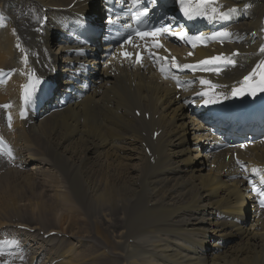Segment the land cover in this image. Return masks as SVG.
<instances>
[{
	"label": "bare ground",
	"instance_id": "obj_1",
	"mask_svg": "<svg viewBox=\"0 0 264 264\" xmlns=\"http://www.w3.org/2000/svg\"><path fill=\"white\" fill-rule=\"evenodd\" d=\"M72 1L0 0V21L11 16L7 26L0 29V67L20 64L21 56L13 48L11 34L15 28L31 55L33 68L41 76L56 80L51 73L63 49L54 48V42L64 37L61 28L56 30L58 19L68 14V21L75 11L101 15L97 0H78L66 11L50 9L65 8ZM246 3H250V10L243 12L246 15H241L233 26L234 31L244 35L261 27L264 0H226L229 6L242 7ZM42 7L47 8L49 20L39 36L32 27L40 21ZM251 41L246 37L240 47L245 49ZM254 59L244 69L232 70V78L246 72ZM83 60L92 62L95 57ZM60 61L64 64L66 60ZM100 74L102 80L89 83L84 96L80 90L68 95L64 85L67 77H58L59 84L46 103L56 104L55 96L62 94L67 104L43 118L26 121L17 117L21 78L15 74L0 85V105L10 101L13 112L12 129L7 131L0 107V130L10 140L17 163L15 168L9 166L11 161L7 166L0 155V173L13 169L0 177V233L7 231L5 237L16 242L22 235L16 226L23 225L44 234L56 231L63 235L47 237L61 244L49 254L45 240L38 236L41 242L34 243L35 238L29 236L28 248L12 251L13 240L10 248L5 245L7 255L23 264H94V260L102 264H264V209L256 213L243 179L230 178L243 171H232L225 153L210 159L203 152L204 126L188 111L186 103L181 104L182 95L175 99L177 92L170 84L159 82L156 73L122 71L111 77L102 69ZM198 93L193 90L190 94ZM136 109L140 116L134 114ZM144 113L149 114L148 120L143 118ZM65 115L71 118L74 135L68 128L57 130ZM158 129L159 136L154 140L151 134ZM187 131L191 134L190 147H184ZM142 143L152 153L153 162L143 152ZM241 158L253 165L264 164V151H247ZM29 164L38 169L32 171ZM211 164L214 168H206ZM45 165L55 169H51L53 177L64 188L58 203L70 202L62 203L68 206L67 212L62 207L66 215L63 213L57 222H67L64 229L53 227L55 212L47 216V212L35 215L30 210L27 216L28 210L19 213L20 206L15 207L17 201L12 199L23 186L18 183L15 188L9 178L38 177ZM40 215L52 223L41 224L44 218ZM92 238L98 242H91ZM43 250L47 255L44 260L38 258ZM83 258L88 262L84 263Z\"/></svg>",
	"mask_w": 264,
	"mask_h": 264
},
{
	"label": "snow or ice",
	"instance_id": "obj_2",
	"mask_svg": "<svg viewBox=\"0 0 264 264\" xmlns=\"http://www.w3.org/2000/svg\"><path fill=\"white\" fill-rule=\"evenodd\" d=\"M130 7L126 10V15L130 18V20L133 22V24L136 25V27L133 28L132 24H126L125 27L131 29L129 35L123 40L121 43V48L124 47L125 44H132L133 43V36L140 40H145L147 38H155L167 34L169 36H176L179 39H185L187 38L189 43H192L193 47L196 46V42L201 40V37L199 35H192L189 36L188 33L184 31H180L178 33H175L172 31V26L168 24H160L159 26L151 25L147 29L142 28L141 25H144L146 21L148 20L150 16V11H149V4L151 5H156L158 3V0H128ZM178 3L181 4L180 11L183 13L184 16L188 18H192L193 15H199L200 14V8L201 6H206L209 3L212 2V0H195V8H193V4L191 3V0H177ZM213 13L216 12V9L213 8ZM231 11H235V9H232ZM219 18L221 20L227 19V16L224 13L219 14ZM120 21V17L117 16L115 20L111 16L108 17V22L109 23H117ZM216 35L219 36H228L230 35L229 33L222 32V33H217ZM154 47H161L159 43H154ZM261 53H264V45H262L259 49ZM238 53H233V56L237 55ZM120 55L124 58H132L133 56L135 57V60L137 63H140L142 60L140 52L136 53H130V52H121ZM191 55V53H189ZM149 57L152 58L153 54L149 53ZM173 64L175 65V58L173 57ZM215 62H226L227 64H234V60L232 59H226L223 56H216V57H211L209 59L200 61L199 63L202 65H207V64H212ZM184 68H190L192 66L190 65H184ZM257 69H259L260 73V80L259 83L255 87H249L247 89V93L249 95L255 96L257 91L259 92H264V62H261L260 64L257 65V68L253 69V73H250L249 76L244 77V82H248L250 77L253 76L256 72ZM219 71V68L216 69ZM164 69L161 68V72H163ZM175 78V77H173ZM35 83H39V81H36ZM35 83L31 84L30 86L25 87V94L23 99L27 102L31 99L33 91L35 89ZM208 81L201 80V84H208ZM177 84L179 85V81H177ZM215 87V86H213ZM246 89L241 87V88H236L233 87L231 96L232 97H237V96H243L245 94ZM198 95L207 97L206 99L203 100V103L205 105L208 104H215L219 102V95H213L209 96L207 92H201L198 93ZM224 99H228L229 97L227 95L223 96ZM7 107V105L5 106ZM11 154V153H9ZM261 207H264V192L261 193Z\"/></svg>",
	"mask_w": 264,
	"mask_h": 264
},
{
	"label": "rangeland",
	"instance_id": "obj_3",
	"mask_svg": "<svg viewBox=\"0 0 264 264\" xmlns=\"http://www.w3.org/2000/svg\"><path fill=\"white\" fill-rule=\"evenodd\" d=\"M98 11H99V9H98ZM100 13V12H99ZM60 63H62L61 61H59ZM58 80V79H57ZM57 83L59 84V80L57 81ZM23 121H26V119L25 120H23ZM65 128H68L69 129V131L70 132H72L71 134L72 135H74V129L72 128V125H71V118H69L68 116H64L63 118H61V121H60V123L59 124H57V130H61V129H65ZM90 128L91 129H93V126H92V124H91V126H90ZM190 137V138H189ZM187 140L185 141V143H184V147H190L191 146V134L187 131ZM90 141L89 140H87V142L86 143H89ZM81 143H85V141L84 142H81ZM78 145V144H77ZM175 147H177V146H175ZM191 152V151H190ZM192 153V152H191ZM28 158V157H27ZM31 164H29L28 165V168L30 167V168H33L32 169V171H35L36 169H38V168H34L33 167V165H31ZM35 169V170H34ZM55 171V169H53V168H48V166H44L43 167V169H41V174H40V176H38V177H35V178H31V177H29V176H24V178H21V177H19V176H14V175H12L11 176V178H9V180L10 179H12V181H14V187L16 188L17 186H18V183H19V185H22L23 186V188L22 189H17V193L13 196V198L12 199H15V201H17L16 203H15V207L17 206V208H19V206H20V208H19V213L21 212H26L25 210H28V212H27V216L29 215V211L31 210V211H33L34 213H35V215H37V213L38 212H40L41 214H43V215H45L44 213H46L47 212V216H49L50 215V211H53V212H55V224L53 225V227H58V228H62V229H64L65 228V225H66V223L67 222H61V224L59 225L57 222L59 221V219L61 218V216H62V214L65 212V211H63V209H65L66 210V208H65V206L66 205H70V202L68 203H66V201L67 200H63V202L61 201L60 202V204L58 203V201H57V199H62V197H59V196H61L59 193L60 192H63V190H64V188L63 187H61V183L59 184V180L57 179V178H54L53 177V175H55V173L52 171ZM12 170V171H11ZM43 171V172H42ZM5 171H2L1 173H0V177H2V176H4L5 174H8L9 172V174H11L12 172H13V169H10L9 171H8V173L7 172H5ZM4 174V175H3ZM45 176V177H44ZM53 181V182H52ZM56 182V183H55ZM58 182V183H57ZM21 183V184H20ZM16 184V185H15ZM27 184V185H26ZM24 188H26L25 190H24ZM62 188V189H61ZM54 189V190H53ZM30 190V191H29ZM56 193V194H55ZM44 194V195H43ZM59 194V195H58ZM58 196V197H57ZM11 198H10V200H12ZM9 200V201H10ZM19 200V201H18ZM21 200V201H20ZM21 202V203H20ZM62 203H65L66 205H63ZM17 204H19V205H17ZM60 206H61V208H60ZM62 207H63V209H62ZM66 207H68V206H66ZM23 208V209H22ZM40 209V210H39ZM37 210V211H36ZM43 210H45V211H43ZM37 212V213H36ZM66 212H67V210H66ZM65 212V213H66ZM48 213H49V215H48ZM64 213V214H65ZM39 214V213H38ZM66 215V214H65ZM42 218H44L43 219V222L41 223V224H46V223H48V225L50 224V223H52V221H47V218H45V217H43L42 215H40ZM64 216V215H63ZM45 221V222H44ZM47 221V222H46ZM63 224V225H62ZM57 225V226H56ZM7 229H10L11 230V228H7ZM3 232H5V231H3ZM37 234L36 235V237H35V235H33V234H35V233ZM37 232H39V233H37ZM6 234H7V231L5 232ZM2 234V232L0 233V235ZM25 233H23L22 235L20 234V236L19 237H21V240H20V238L18 239V238H16V242H15V240H13V244H12V246H11V248H10V245L11 244H8V246L7 247H9L11 250H12V247L15 249V251H17V250H21L22 248H23V246H25L26 248H28V239H29V236H32L33 238H35V242L34 243H40L41 241H44L45 243H44V246H45V250H46V254H49V252H52L53 251V249L55 250V249H59V247H61V244H60V246L59 245H57V244H59L60 243V241L58 240V239H56V241H57V243H56V241L54 242V241H51L52 239H54V238H52L51 240H46V239H44L43 238V235H44V231H42V230H39L38 229V231H37V229L35 230V231H33V233L31 234V233H29L28 235L27 234H25ZM46 234V233H45ZM67 234V235H66ZM62 234L61 233H58L56 236V238H61L62 236H61ZM66 235V236H65ZM39 236V238H41L40 240H39V238L37 239V237ZM41 236V237H40ZM64 236L66 237V238H68L67 236H68V233H65L64 234ZM28 237V238H27ZM31 237V239H33ZM24 238V239H23ZM93 239V240H92ZM91 239V242L92 241H94V242H96L95 240H97L96 238H92ZM48 241H51V242H53V243H50V242H48ZM58 241H59V243H58ZM15 242V243H14ZM19 242V243H18ZM46 242H48V243H46ZM97 242H98V240H97ZM23 243H25V244H23ZM33 243V241H29V244H32ZM49 243H50V248L48 247L49 246ZM19 244H21V246L19 245ZM23 244V245H22ZM52 244V245H51ZM55 244V245H54ZM14 245V246H13ZM16 245V246H15ZM48 245V246H47ZM54 245V246H53ZM52 246L53 247H57V248H52ZM59 246V247H58ZM6 247V248H7ZM16 247V248H15ZM17 247H19V249L17 248ZM48 248V250L49 251H47V248ZM52 248V250H50ZM19 250V251H20ZM45 250H43L42 251V253H40V255L42 256H39L38 258L40 259V258H42L43 260L47 257V255H45ZM40 251V250H39ZM86 255H88V252L86 251ZM44 256H43V255ZM38 259V260H39ZM87 258H83V260L82 261H84V263H86V260ZM93 261V260H92ZM88 262V261H87ZM102 261L100 260V261H95L94 260V264H102L101 263Z\"/></svg>",
	"mask_w": 264,
	"mask_h": 264
}]
</instances>
